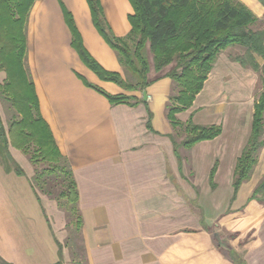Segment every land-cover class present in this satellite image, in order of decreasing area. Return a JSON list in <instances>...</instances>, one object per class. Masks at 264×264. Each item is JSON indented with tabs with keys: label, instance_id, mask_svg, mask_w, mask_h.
<instances>
[{
	"label": "crops",
	"instance_id": "obj_1",
	"mask_svg": "<svg viewBox=\"0 0 264 264\" xmlns=\"http://www.w3.org/2000/svg\"><path fill=\"white\" fill-rule=\"evenodd\" d=\"M233 1L257 18L254 28L264 27V7L258 0ZM99 3L113 35L124 38L131 29L130 2ZM64 10L98 65L123 78L124 73L93 26L86 0L34 3L26 23L24 68L41 118L74 176L85 263L233 264L224 255L231 250L245 264H264V205L250 200L264 177V148L252 178L232 199L236 160L249 137L262 87L259 75L230 60L228 49L219 54L192 106L176 118L219 126L221 133L190 150L180 148L179 162L168 137L174 134L167 120L174 84L164 77L166 72L150 71L148 79L155 81L145 89L146 100L140 92L101 81L71 47ZM256 61L264 64L258 57ZM83 81L110 95L134 96L140 103L111 105ZM0 117L6 129L1 111ZM9 153L24 175L6 172L0 164V260L72 264L64 247V213L54 200L34 192L28 158L12 147ZM213 168L214 188L209 181Z\"/></svg>",
	"mask_w": 264,
	"mask_h": 264
},
{
	"label": "trees",
	"instance_id": "obj_2",
	"mask_svg": "<svg viewBox=\"0 0 264 264\" xmlns=\"http://www.w3.org/2000/svg\"><path fill=\"white\" fill-rule=\"evenodd\" d=\"M36 1L0 0V74H4L3 83H0V100L8 103L18 115L9 123L7 130L0 117V164L6 172L24 175L11 157L9 147L21 151L32 166L42 164L34 170L32 188L36 194L52 198L58 208L65 211L66 218L71 217L72 232L66 241L72 244V238L80 240L82 227L77 186L67 159L60 154L48 126L41 118L33 83L24 68L26 23ZM128 1L133 8V14L128 18L131 29L124 38H117L104 19L99 0H86L92 24L115 52L124 78L102 69L87 53L71 15L64 10L65 22L71 33V47L101 81L113 83L128 93L145 91L155 81L148 79L152 69L159 73L172 66L164 74L177 88L167 105V120L174 131L168 137L179 162L180 148L190 150L195 144L211 141L221 133L219 126L195 125L190 117L181 123L176 118L177 114L192 106L219 54L228 48L240 47L243 52L230 56V60L259 74L262 87L254 104L250 134L233 172L234 199L241 185L250 179L258 154L264 148V64L260 66L256 61V57L264 61V27L254 28L257 18L233 0ZM258 2L264 7V0ZM83 83L104 96L111 105L136 106L140 103L134 96L110 95L86 81ZM180 130L184 138L178 143L176 137ZM31 146L33 149H30ZM214 172L215 168L209 177L212 188ZM250 200L264 205V177L255 187ZM59 248L61 250L62 246L59 245ZM72 255L76 256V253ZM224 255L233 264H245L231 250L224 251ZM0 263L7 264L1 260Z\"/></svg>",
	"mask_w": 264,
	"mask_h": 264
},
{
	"label": "rangeland",
	"instance_id": "obj_3",
	"mask_svg": "<svg viewBox=\"0 0 264 264\" xmlns=\"http://www.w3.org/2000/svg\"><path fill=\"white\" fill-rule=\"evenodd\" d=\"M243 52L242 48L238 47V48H228V51L226 52V54L230 57V56H235V55H238V54H241ZM150 61V60H149ZM150 65L152 66V63L150 61ZM172 68V66H168L166 67L163 72H168L170 69ZM259 75V74H258ZM0 83H3V76L2 74H0ZM259 89V88H258ZM176 91H177V88L175 86H173V89H172V95H175L176 94ZM0 111L2 113V118L3 120L5 121L6 123V130L8 128V125L10 122L13 121V119L15 117H17L18 115L14 112V110L11 108V106L4 102L3 100H0ZM19 118V117H18ZM242 130V128L240 129ZM243 131V130H242ZM179 136L176 137V140L178 143L181 142V140L184 138L183 137V131L180 130L179 132ZM35 147V146H34ZM30 149H33V146L30 147ZM40 166H42V164H38L37 166H32L34 168V170L36 168H40ZM255 172H256V169H255ZM254 173V172H253ZM258 175V170H257V173H256V176ZM255 176V175H254ZM250 178H252V176H250ZM262 180V179H261ZM260 180V181H261ZM249 181V180H248ZM247 181V182H248ZM258 185V184H257ZM201 187V185H200ZM203 191V189H202ZM46 197L50 198L49 196L45 195ZM51 200H53L52 198H50ZM54 203H56L54 201ZM57 206V204H56ZM58 208V206H57ZM58 210L62 213H64V217H65V220H66V231H67V237H66V240L68 237H70L71 235V232H72V227L70 226L71 223H70V216H69V219L66 218V214H65V211L61 210L58 208ZM73 221V220H72ZM70 226V227H68ZM64 240V247L67 248L68 252L70 253V259H71V262L72 264H86L85 263V256H84V253L83 251L81 250V247H82V243L80 240H78L77 238L74 240L73 238L71 239L72 244L70 243V241H66ZM75 252L76 253V256L72 255V253Z\"/></svg>",
	"mask_w": 264,
	"mask_h": 264
},
{
	"label": "water",
	"instance_id": "obj_4",
	"mask_svg": "<svg viewBox=\"0 0 264 264\" xmlns=\"http://www.w3.org/2000/svg\"><path fill=\"white\" fill-rule=\"evenodd\" d=\"M142 97H143V100H146L147 96H146V92L145 91L142 92Z\"/></svg>",
	"mask_w": 264,
	"mask_h": 264
}]
</instances>
